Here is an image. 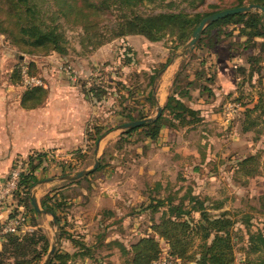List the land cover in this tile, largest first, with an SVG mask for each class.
<instances>
[{
	"label": "rangeland",
	"instance_id": "rangeland-1",
	"mask_svg": "<svg viewBox=\"0 0 264 264\" xmlns=\"http://www.w3.org/2000/svg\"><path fill=\"white\" fill-rule=\"evenodd\" d=\"M37 2L40 17L47 19L55 9L52 0ZM236 2L165 0L137 6L144 13L182 10L194 16ZM254 10L262 12L247 11ZM29 18L18 0H0L1 85L9 86L15 98L31 87L15 72L28 64L45 92L74 91L88 109L83 142L63 153L46 149L47 160L36 172L48 184L42 181L36 187V181L29 190V194L37 192L40 208L43 198L52 203L59 224L51 213L33 214L28 208L25 215L32 227L15 233L21 237L39 228L46 234L49 247L39 264L51 257L52 245L71 254L67 264H126L130 245L142 236L155 235L153 225L162 218L179 215L175 206L190 208L181 217L193 219H199L202 208L209 216L227 211L234 221L232 264L254 259L256 253L247 252V231L264 223V107L250 114L245 109L260 94L264 105V36L246 34L240 22L226 20L206 24L189 47L185 46L189 38L183 41L176 33H165L158 40L130 33L92 46L82 43L87 41L81 25L60 17L65 51L59 52L23 30ZM111 22L105 18L101 25ZM170 55L173 60L156 79L153 105L145 97L149 76ZM221 71L232 76V88L222 89L217 77ZM172 91L197 109L195 119L178 120L164 110L156 138L147 137L143 128L122 134L125 129L117 126L133 119L127 113L134 119L153 117ZM248 124L251 127L244 129ZM96 129L107 132L98 146L92 139ZM95 160L97 167L88 174L60 178L92 167ZM23 197L29 207L30 199ZM160 244V255L167 253V243L160 239ZM2 259L0 264L10 261ZM171 259L170 264H195L172 255Z\"/></svg>",
	"mask_w": 264,
	"mask_h": 264
},
{
	"label": "trees",
	"instance_id": "trees-1",
	"mask_svg": "<svg viewBox=\"0 0 264 264\" xmlns=\"http://www.w3.org/2000/svg\"><path fill=\"white\" fill-rule=\"evenodd\" d=\"M18 1L23 4L25 11L30 16L23 30H26L34 41L47 44L50 48L59 52L65 51L64 35L59 30V23L57 22L60 17L81 25L84 39L87 41L82 42L83 44L98 46L112 37L130 33L142 34L149 40H158L165 33H176L179 38L185 41L190 38L198 22L205 15L211 13H205V15L196 13L194 16L182 10L144 13L139 11L137 6L142 2L154 3L165 0H52L55 9L45 19L40 17L41 6L37 0ZM243 1L237 0L235 5H241ZM250 3H258L264 6V0H251ZM112 11L114 12L113 17H108V14ZM105 18L112 20V22L101 25ZM226 20L240 22L242 30H246V34L264 36V14L262 12L254 10L228 14L212 21L207 26ZM99 26L106 27V29L100 30L98 29ZM172 60L173 55H170L165 61L155 66V70L149 76L146 85L149 89L145 91V97L153 105L157 104L154 93L156 79ZM26 66L29 71V65L26 64ZM15 72L21 77L20 67ZM176 80L177 75L172 83L175 84ZM190 82L191 80L188 81V83ZM93 90L94 88H91V91ZM44 93L45 90L41 85H31L23 91L21 104L25 107L37 106L42 102ZM262 104V95L260 94L258 101L252 107H247L245 113L250 114L258 107H264ZM164 110L172 112V118L188 122L195 119L197 112L196 108L185 104L177 93L172 91L167 95L161 113L157 118L144 122L139 126L126 128L122 131V134L143 128L147 137L156 138L163 124ZM127 116L134 119L130 112L127 113ZM187 116H190V119H187ZM251 124L245 125L244 129L251 127ZM102 134V131L99 132L96 129L92 138L93 141L96 142ZM122 136L120 138H123ZM45 160H47V151H35L25 159L27 170L22 172L19 190L15 192L19 198L15 197L23 207L24 212L30 208L33 214H38V211L31 205L27 207L23 195L30 199L29 190L39 179L36 169ZM19 192H22V194ZM41 203L42 207L52 214L55 224L58 225L59 216L52 203L44 198ZM173 208L178 211L179 215L162 218L153 225L155 235L142 236L130 245V255L126 264H150L152 260L158 258L161 254L160 239L167 243L169 257L172 255L175 259L194 260L195 264H232L234 248L233 236L230 232L234 221L230 216H227V211H223L220 215L209 216L207 211L202 208L199 219H193L189 215L188 218L181 217L182 214H188L190 208L189 210L182 209L179 206ZM14 211L13 213H16L19 210ZM13 213L11 212V214ZM247 234V252L256 253L254 259L251 260L248 257L247 264H264V223L253 231H247ZM3 237L0 263L3 260L2 258H8L10 261L7 264H39L42 254L49 247L46 234L39 228L24 233L21 237L11 232L4 233ZM69 238L71 241L74 240L71 237ZM195 239H197V243H195ZM79 244L83 243L79 242ZM192 246L197 247V250H193ZM70 255L67 251L58 252L55 249L48 264H67ZM55 260L58 262L56 263Z\"/></svg>",
	"mask_w": 264,
	"mask_h": 264
},
{
	"label": "crops",
	"instance_id": "crops-1",
	"mask_svg": "<svg viewBox=\"0 0 264 264\" xmlns=\"http://www.w3.org/2000/svg\"><path fill=\"white\" fill-rule=\"evenodd\" d=\"M217 77L222 89L232 88L233 83L230 84L232 76L221 71ZM23 91L15 98L9 86L4 89L0 83V175L10 169L17 156L27 158L35 151L46 149L63 153L83 142L88 109L74 91L55 93L47 90L42 102L33 107L21 104ZM37 176L39 177V173ZM42 181L48 184L49 180L38 179L35 186L41 185ZM35 194L37 196L36 191ZM16 208L23 210L13 195L0 212V224L10 211ZM26 225L28 228L32 227L28 222ZM3 235L4 233L0 232V250Z\"/></svg>",
	"mask_w": 264,
	"mask_h": 264
},
{
	"label": "built area",
	"instance_id": "built-area-1",
	"mask_svg": "<svg viewBox=\"0 0 264 264\" xmlns=\"http://www.w3.org/2000/svg\"><path fill=\"white\" fill-rule=\"evenodd\" d=\"M21 80L25 85H40L43 84L39 77L30 74L26 64L20 65ZM25 157H15L10 169L3 175H0V212L4 209L7 200L11 198L14 193L19 190V181L21 174L25 169ZM10 211V214L0 224V232L19 233L25 228H28L27 216L24 210L20 209L18 212ZM171 257L167 253H163L158 258L151 261V264H170Z\"/></svg>",
	"mask_w": 264,
	"mask_h": 264
},
{
	"label": "water",
	"instance_id": "water-1",
	"mask_svg": "<svg viewBox=\"0 0 264 264\" xmlns=\"http://www.w3.org/2000/svg\"><path fill=\"white\" fill-rule=\"evenodd\" d=\"M251 8L260 9L262 12H264V6H262L258 3H248V4H241V5H235V6H231V7L218 9V10H215V11L205 15L198 22L196 27L193 29L191 36H190L189 40L186 42L185 46L189 47V46H192L194 44V42L199 37L203 27L206 24L211 23L212 21H214L218 18L224 17L228 14L244 12V11L250 10ZM161 110H162V107L160 105H158L156 107V113L153 117H143V118H136V119L127 120V121L120 123L117 127L126 129V128H130V127L139 126V125L143 124L144 122H147L149 120L157 118L160 115ZM106 133L107 132L103 133L100 137H98V139L96 140L97 146L100 142L101 137L104 136ZM97 164H98V161L95 160L92 167L79 169V170L75 171L74 173L63 174L60 178H62V179H74V178H78L80 176L86 175L89 172H91L92 170H94L97 167ZM29 197H30L31 205L36 211L44 212V213L47 212L46 209L39 207L35 191H33V192L31 191L29 194ZM53 221H54V219H53ZM53 251H54V245L51 246L49 253L52 254ZM49 259H50V257H47V259H45L41 264H48Z\"/></svg>",
	"mask_w": 264,
	"mask_h": 264
}]
</instances>
